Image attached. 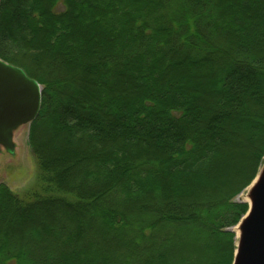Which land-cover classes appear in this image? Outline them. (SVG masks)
<instances>
[{"label":"trees","instance_id":"trees-1","mask_svg":"<svg viewBox=\"0 0 264 264\" xmlns=\"http://www.w3.org/2000/svg\"><path fill=\"white\" fill-rule=\"evenodd\" d=\"M0 57L43 88L41 188L0 185V264L234 263L264 0H2Z\"/></svg>","mask_w":264,"mask_h":264},{"label":"water","instance_id":"water-1","mask_svg":"<svg viewBox=\"0 0 264 264\" xmlns=\"http://www.w3.org/2000/svg\"><path fill=\"white\" fill-rule=\"evenodd\" d=\"M41 106L42 87L38 81L0 57V154L3 149L15 153V130L32 124L38 118ZM248 198L249 211L238 225L233 264H264V165Z\"/></svg>","mask_w":264,"mask_h":264},{"label":"rangeland","instance_id":"rangeland-1","mask_svg":"<svg viewBox=\"0 0 264 264\" xmlns=\"http://www.w3.org/2000/svg\"><path fill=\"white\" fill-rule=\"evenodd\" d=\"M31 125L32 124L24 125L15 130V153L11 154L3 149L2 153L0 154V185H6L13 193L17 195H23L28 191H32V189L39 190L41 188L39 185L40 182L38 176L39 173L37 168V159L30 146ZM55 148V145H53V149ZM261 169L259 170L257 177ZM252 184L236 198L237 202H244L249 205L250 200L248 201L247 198ZM237 230L238 226L233 229L238 243L239 234L237 233Z\"/></svg>","mask_w":264,"mask_h":264},{"label":"bare ground","instance_id":"bare-ground-1","mask_svg":"<svg viewBox=\"0 0 264 264\" xmlns=\"http://www.w3.org/2000/svg\"><path fill=\"white\" fill-rule=\"evenodd\" d=\"M248 199V201H249V198H247ZM237 233L239 234V230H237Z\"/></svg>","mask_w":264,"mask_h":264}]
</instances>
